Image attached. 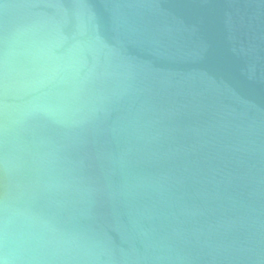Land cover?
<instances>
[{
    "label": "water",
    "instance_id": "1",
    "mask_svg": "<svg viewBox=\"0 0 264 264\" xmlns=\"http://www.w3.org/2000/svg\"><path fill=\"white\" fill-rule=\"evenodd\" d=\"M0 264H264V0H0Z\"/></svg>",
    "mask_w": 264,
    "mask_h": 264
}]
</instances>
